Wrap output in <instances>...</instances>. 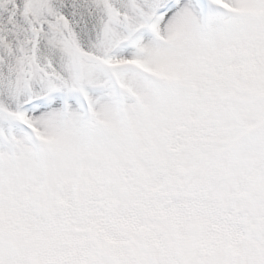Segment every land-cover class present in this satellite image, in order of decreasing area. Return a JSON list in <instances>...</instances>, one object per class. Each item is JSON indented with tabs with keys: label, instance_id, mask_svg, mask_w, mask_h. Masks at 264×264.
<instances>
[{
	"label": "snow or ice",
	"instance_id": "1",
	"mask_svg": "<svg viewBox=\"0 0 264 264\" xmlns=\"http://www.w3.org/2000/svg\"><path fill=\"white\" fill-rule=\"evenodd\" d=\"M0 264H264V0H0Z\"/></svg>",
	"mask_w": 264,
	"mask_h": 264
}]
</instances>
